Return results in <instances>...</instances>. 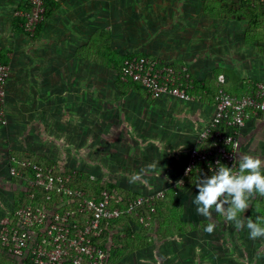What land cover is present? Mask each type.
I'll list each match as a JSON object with an SVG mask.
<instances>
[{
  "label": "rangeland",
  "instance_id": "374dc122",
  "mask_svg": "<svg viewBox=\"0 0 264 264\" xmlns=\"http://www.w3.org/2000/svg\"><path fill=\"white\" fill-rule=\"evenodd\" d=\"M18 1L0 0V46L10 64L7 123L0 126V218L11 209L20 183L10 167L32 155L140 193L176 184L172 198L165 199L180 220L166 214L170 227L160 240L134 250L117 248L108 264H264V237L249 239L246 227L262 206L249 202L240 214L241 229L214 210L211 220L197 213L192 181L210 172L183 175L184 107L155 108L147 94L118 89L114 69L75 53L102 28L120 55L185 62L200 79L223 68L247 80L264 79V30L252 29L236 11L251 0H61V9L35 38L9 29ZM133 174L139 176L129 182ZM155 222L146 226L148 240ZM209 222L216 224L212 234L203 230ZM15 262L20 264L0 249V264Z\"/></svg>",
  "mask_w": 264,
  "mask_h": 264
},
{
  "label": "built area",
  "instance_id": "2783aa9c",
  "mask_svg": "<svg viewBox=\"0 0 264 264\" xmlns=\"http://www.w3.org/2000/svg\"><path fill=\"white\" fill-rule=\"evenodd\" d=\"M45 1L28 0V10L15 11V15L24 17L22 27L29 36L44 20ZM260 1L264 4V0ZM1 51L0 46V126H4L10 64L4 62ZM6 55L9 57L8 52ZM119 78L138 83L153 100L170 98L197 103L204 101L206 93L205 89H196L194 79H198L187 63L174 64L150 54H134L124 59ZM244 84L242 94L230 92L224 74L218 75L211 101L212 114L198 131L196 143L187 151L184 176L200 170L209 173V166L214 168L217 160L228 167L236 165L242 129L254 115L264 112V79H244ZM18 165L10 167L11 176L20 182L16 190L27 191V185L32 190L28 193L29 201L17 207H13L12 197L11 209L0 218V249L5 256L17 258L20 264H108L112 241L107 235L102 246L104 236L106 232L124 230L122 226L112 230L111 222L125 215L150 225L151 213L166 196L167 187H176L171 184L140 193L122 205L123 197L118 192L103 189L100 197H96L71 187L72 174L66 168L21 160ZM23 166L31 167L32 174L26 175ZM39 193L44 195L43 201L37 200ZM255 198L256 195L250 197L249 202ZM143 207H146L144 214Z\"/></svg>",
  "mask_w": 264,
  "mask_h": 264
},
{
  "label": "trees",
  "instance_id": "16d2710c",
  "mask_svg": "<svg viewBox=\"0 0 264 264\" xmlns=\"http://www.w3.org/2000/svg\"><path fill=\"white\" fill-rule=\"evenodd\" d=\"M61 0H46L45 1V14H44V20H42L35 29V32L33 35H31L32 38L37 37V35L41 32L45 20L60 6ZM30 8V4L28 0H20V2L17 5L16 10H28ZM236 11L238 12L239 18H245L247 19L249 25L252 29H258L262 30L264 28V4L260 0H251L246 5H240L237 6ZM15 10V11H16ZM24 22V17L20 15H14L12 19V32L13 33H22L26 34L27 32L24 31L22 27V23ZM28 35V34H26ZM6 50L2 48L1 55L4 60V62H9V58L6 55ZM76 55L80 58H86L87 60H92L95 63H98L100 65H103L104 67H109L115 70L116 74V87L120 89L121 91H128V90H134L139 93H146L144 89L136 82H133L131 80L128 81H122L119 78V72L121 70V66L123 64L124 59L131 57L134 54H118L115 49L111 47L110 44V32L99 28L97 31H95L89 38L88 43L85 45H82L78 47L75 51ZM139 54H147V53H139ZM174 64H179L175 63ZM224 74L225 80H226V88L233 93L242 94L244 92L245 84H244V78L240 77L237 73H235L233 70L228 68H223L220 71L216 72L214 74V77L212 78H203V79H194L196 83V89H205L206 93L204 95V100L212 101L213 96L216 91L217 87V77L219 74ZM213 79V80H211ZM18 160L21 161H27L30 162V164L34 163H46L51 164L52 161L48 160L46 158H35L32 155H23ZM17 166L18 163H16ZM22 170L26 175L32 174L31 167L23 166L21 167ZM66 171L72 174V179L69 182L71 187H77L80 188L88 193H91L95 195L96 197H100V193L103 189H106L110 192H118L123 197V204H126L127 200L132 199L140 194V192L133 191V190H126L125 188H122V186H119L115 183H113L110 180H104L101 178L92 179L91 174L83 171V170H77L75 172L72 171L70 168H66ZM200 172H204V170H200ZM198 174H201V173ZM27 185V183H26ZM32 190V188L27 185V191L24 190H15L13 191V200L14 204L13 207H17L21 204H25L29 201L28 193ZM176 190L172 187H167L166 196L161 198L157 202L156 210L155 212L151 213V221L155 220V230L156 232L154 235L151 236V238L148 240L146 232L148 228L146 225L139 223L135 220L133 217L129 216H121L118 219H115L111 222L110 227L111 229H116L118 226L123 227V231H114V232H106L104 236V241L101 243V245H105L107 240V235L111 237L112 245L110 246V252L113 257L115 254V250L117 248H122L121 250L125 249H137L144 247L150 243H154L163 237V235L166 233V231L169 230L170 225L168 224L169 219L167 220V217L165 218L166 214L168 218H171L170 221L173 220H180L178 216H180V213L176 211L175 208L172 206L167 207V200L165 199L167 195L168 197L172 198V193ZM260 195L256 194V198L254 201H252L253 205H258L259 208L262 206V209L264 210V200H260ZM169 198V199H170ZM264 198V197H263ZM38 201L44 200V195L39 193L37 195ZM172 201V200H171ZM146 207H143L141 209V213L144 214ZM262 210V211H263ZM176 211V212H175ZM259 210L257 213L258 217H263L264 211L262 212ZM178 213V214H177ZM261 213V214H259ZM164 215V217H163ZM169 221V222H170ZM179 221L178 223H180ZM136 224L134 226L133 224ZM139 227H138V226ZM138 227V228H136ZM154 227V226H153ZM168 236V235H167ZM16 264V262H15Z\"/></svg>",
  "mask_w": 264,
  "mask_h": 264
},
{
  "label": "clouds",
  "instance_id": "9594fccd",
  "mask_svg": "<svg viewBox=\"0 0 264 264\" xmlns=\"http://www.w3.org/2000/svg\"><path fill=\"white\" fill-rule=\"evenodd\" d=\"M262 169L264 160L247 153L240 154L236 158V165L232 167L217 160L214 168L209 166L210 175H198L192 181L198 189L193 200L197 213L211 220L214 210L227 222L234 223L236 229L245 227L240 214L249 207V198L256 194L264 196ZM138 176L133 174L129 182H135ZM246 227L249 239L264 237V217H257L256 221L248 219ZM215 228L216 224L209 222L203 230L212 234Z\"/></svg>",
  "mask_w": 264,
  "mask_h": 264
},
{
  "label": "crops",
  "instance_id": "0c3cea01",
  "mask_svg": "<svg viewBox=\"0 0 264 264\" xmlns=\"http://www.w3.org/2000/svg\"><path fill=\"white\" fill-rule=\"evenodd\" d=\"M63 3L64 2L61 1L60 6L45 20L41 32H43V30L47 27L49 21L55 17L56 13L61 9ZM12 19L13 17L10 20V26L8 23L9 29H11V31H12L11 28ZM0 43L2 44L1 38H0ZM191 71L193 75H195L194 73H196V69L195 70L191 69ZM145 94L146 93H144V95ZM153 103L155 108L156 106H159V108L164 110V112L172 111V109L174 110L176 107H182V108L184 107V110L182 112L185 114L183 115V117L186 118V157H187V151L189 147L191 145H194L197 141L198 131L204 126L209 116L212 114L211 101L204 100L197 103H181L178 101H173L170 98H160L153 100ZM158 119L164 120L162 115L158 116ZM245 153L251 154L253 156H257L262 160H264V112L254 115L246 124V126L242 129L241 145L238 152V156L240 154H245Z\"/></svg>",
  "mask_w": 264,
  "mask_h": 264
}]
</instances>
